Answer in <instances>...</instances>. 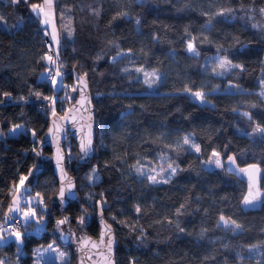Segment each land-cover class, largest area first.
<instances>
[{
    "label": "trees",
    "instance_id": "trees-1",
    "mask_svg": "<svg viewBox=\"0 0 264 264\" xmlns=\"http://www.w3.org/2000/svg\"><path fill=\"white\" fill-rule=\"evenodd\" d=\"M53 2L63 28L59 43L31 11L43 0H0V216L12 186L34 170L35 152L50 157L49 149L38 151L50 117L43 99L54 90L46 78L47 30L60 79L76 87L85 75L95 106L94 153L67 169L78 196L60 216L85 225L94 238L99 220H107L116 264H264V202L245 208L252 192L240 173L203 167L213 152L240 170L255 164L264 190V99L257 94L264 28L249 19L260 16L264 0ZM188 42L196 56L186 52ZM215 54L234 66L212 73L208 58ZM136 68L155 73L152 89ZM194 92L207 103H197ZM75 97L74 91L68 106ZM18 125L24 129L10 135ZM183 134L193 137L197 152L179 144ZM67 141L78 157L75 142ZM161 155L165 173L174 171L152 182L145 164ZM44 164L42 178L57 193L51 161ZM92 170L97 179L88 189L80 178ZM53 226L48 219L47 232L22 237L18 247L0 244L1 261L31 264Z\"/></svg>",
    "mask_w": 264,
    "mask_h": 264
},
{
    "label": "rangeland",
    "instance_id": "rangeland-1",
    "mask_svg": "<svg viewBox=\"0 0 264 264\" xmlns=\"http://www.w3.org/2000/svg\"><path fill=\"white\" fill-rule=\"evenodd\" d=\"M31 11L34 14L38 13L41 22L46 25L45 20L43 19L42 5H33L31 7ZM249 19L251 23L253 22L252 25L254 27L260 26V28H264V9L260 11V16H250ZM56 27L57 35L54 36L55 41L59 38L60 28L61 33L63 32V28L61 25L59 28L58 22ZM43 34L46 39L48 48V52L45 56L47 63L46 78L49 82H52L54 84V90L51 96L43 100L47 108V113L50 117L53 115H63L68 107L69 100H71V96H74V91L76 92V87L74 85L68 86V84H64L60 79V72L58 73L56 71V66H54L56 54L54 53L53 48L50 45V39L47 30L44 31ZM59 41L60 38L57 40V42L59 43ZM185 49L188 54L194 56L197 55L192 42H188ZM208 62L211 66L210 71H212V73H219V71H221L225 67L234 66L227 60V58L217 54L210 56L208 58ZM50 66L52 68H49ZM63 68L64 66H61L60 71L63 70ZM136 69L140 72L142 82L146 83L149 88L152 89L153 84L156 80L155 73L147 69ZM82 77H85V75L79 76L78 80ZM78 80H76L75 82H77ZM257 94L259 97L264 99V78L259 82ZM191 97L199 104L207 103L203 92L191 93ZM23 129V126L18 125L10 129L9 134L16 135ZM179 144L193 152H197L198 150V145L196 144L193 137L189 134H183ZM71 148V144L69 143V141H67L64 146L67 169L70 165L72 166L76 162H78V159L80 157V155L76 157L75 154H72V152L69 151L71 150ZM35 154L37 155V162L34 170L29 176H22L19 181L14 186H12L10 191V204L7 207V210H5V212L0 216V244H7V242H12L18 247L22 242V237L29 238L33 234L40 235L44 232H47V230L45 229V221H47L48 219H52V221L54 222V226L50 230H48V233H50L51 235V240L48 244L40 245L33 249L31 264H69L73 257L75 259L74 242L80 240L84 235H87L85 232V225L75 224L74 226H71L69 220L63 225H58V221L63 220L66 217L60 216L62 208H60V210L57 209L60 204L55 198L56 186L50 180L46 181V179L42 178V174L45 172L46 168L44 161L50 160L51 156L42 157L39 154L38 157L37 151L35 152ZM166 160V156L161 155L155 157L154 160H150V163L145 164V171L147 172L146 177H148L150 181L156 183L162 182L173 173L174 168H170L168 172L165 173L166 169H164L162 165ZM203 167L207 170H213L223 167L227 170L235 171L238 173H240L241 171L236 166L233 159L229 158L223 160L222 157L216 152H213L209 159L203 163ZM80 179H82V182L85 181L87 183L88 189H91V186L89 185L95 183L97 176L94 170H92L86 175H83V177ZM246 202L251 204L253 203L252 193L249 194ZM55 209L58 210L59 216L55 214ZM86 219L87 217L84 219V224L86 223ZM61 233L70 234V241L68 242V244H61L59 242V236ZM0 264H12V261L8 258L4 261H1L0 259Z\"/></svg>",
    "mask_w": 264,
    "mask_h": 264
},
{
    "label": "water",
    "instance_id": "water-1",
    "mask_svg": "<svg viewBox=\"0 0 264 264\" xmlns=\"http://www.w3.org/2000/svg\"><path fill=\"white\" fill-rule=\"evenodd\" d=\"M42 8L47 29L51 35L56 36L57 18L53 0H43ZM235 113L250 119L246 112L235 111ZM69 138L75 142L80 154L78 163L82 165L89 162L94 153L95 106L92 102L88 80L85 77L77 81L76 97L67 107L65 113L53 115L48 119L38 148L40 153L45 148L50 151L51 167L57 181L56 199L62 209H65L78 196L74 177L65 166L64 144ZM60 155L63 156V161L59 160ZM240 176L246 180L248 189L253 194V202H264V190L259 188L260 168L255 164L248 165L240 171ZM69 183L73 185L72 188H68ZM62 188L65 190V194L61 200ZM250 205L251 203L247 202L244 207L249 208ZM69 241V233L60 234L59 242L61 244H68ZM74 246L77 256L76 264H116V235L112 225L103 218L99 220L97 238L84 235L80 240L74 242Z\"/></svg>",
    "mask_w": 264,
    "mask_h": 264
},
{
    "label": "snow or ice",
    "instance_id": "snow-or-ice-1",
    "mask_svg": "<svg viewBox=\"0 0 264 264\" xmlns=\"http://www.w3.org/2000/svg\"><path fill=\"white\" fill-rule=\"evenodd\" d=\"M81 148H82V152H83L84 151L83 145L81 146ZM59 160L60 161H63V156L62 155L59 156ZM72 187H73V185L71 183H69L68 184V188H72ZM64 194H65V190L62 188L61 189V194H60L61 200L63 199ZM67 221H68V218L66 217L63 220L58 221V225H63Z\"/></svg>",
    "mask_w": 264,
    "mask_h": 264
},
{
    "label": "built area",
    "instance_id": "built-area-1",
    "mask_svg": "<svg viewBox=\"0 0 264 264\" xmlns=\"http://www.w3.org/2000/svg\"><path fill=\"white\" fill-rule=\"evenodd\" d=\"M49 62V61H48ZM49 64V63H48ZM50 65V64H49ZM46 66H47V63H46ZM49 68H52L51 66Z\"/></svg>",
    "mask_w": 264,
    "mask_h": 264
},
{
    "label": "bare ground",
    "instance_id": "bare-ground-1",
    "mask_svg": "<svg viewBox=\"0 0 264 264\" xmlns=\"http://www.w3.org/2000/svg\"><path fill=\"white\" fill-rule=\"evenodd\" d=\"M66 143V142H65ZM64 146H65V144H64ZM80 155V154H79Z\"/></svg>",
    "mask_w": 264,
    "mask_h": 264
}]
</instances>
